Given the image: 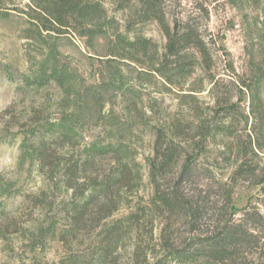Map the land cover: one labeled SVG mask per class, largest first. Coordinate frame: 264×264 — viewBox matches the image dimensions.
<instances>
[{
  "label": "rangeland",
  "instance_id": "374dc122",
  "mask_svg": "<svg viewBox=\"0 0 264 264\" xmlns=\"http://www.w3.org/2000/svg\"><path fill=\"white\" fill-rule=\"evenodd\" d=\"M91 1L99 2L105 16L113 18L119 30L130 38L137 35L149 38L156 45L158 53L155 63L160 61L166 37L156 19L142 18L143 0ZM157 1L170 26L174 18H181L198 28L207 43L210 60L196 64L194 72L185 81L180 80L170 89L156 75L147 81L141 80L138 77L141 64L127 60L129 65L122 68L128 76V85L138 95L137 107H125L133 99V93L126 91L125 95L120 92L114 96L110 91L95 88L96 98L88 101L93 109L88 117L79 122V134L75 139L62 147L59 143L50 144L55 150L54 161H57L60 154H64L65 158L72 155L73 159H77L84 146L92 140L123 143L128 159L140 164L138 187L124 192L120 208L102 223L110 224L141 207L140 238L135 237V230L130 232L109 255L106 264H132L135 240L147 258L153 260L154 255L162 253L164 239L175 247L189 235L206 232L215 220L227 217L225 209L228 207L220 197L212 206L205 202L208 207L194 224V229L189 222L190 216L184 212L170 214L154 206L151 173L158 172L156 169L151 171V160L155 158L157 134L163 147L172 142L181 154L179 161L174 162L165 174L154 177L165 192H170L174 187L182 161L192 158L193 177L184 180L179 187V193L188 207L194 205L195 196L204 199L213 195L208 186L210 175L207 170H213L217 176L225 178L232 170L235 159L245 157L247 163L257 165L259 171L264 173L262 153L250 159L248 151L249 136L257 137L264 149V81L260 89L262 103L259 112L253 114L248 94L240 88L238 81L239 77L245 82L252 81L253 74H258L263 66L264 11L252 5L241 11L212 5L209 18H206L194 11V0ZM33 8L32 0H0V264H67L70 261L96 264L101 227L89 226L80 232L71 230L64 208L72 199V190L65 188L61 167L52 172L49 165L40 169L35 160L19 161L24 132H29V128L35 126L38 120L40 123L57 121L72 110L71 105L62 106L63 92L53 83L39 89L23 87L21 77L29 72L35 61L33 56L38 55L40 50L38 40L25 37V28L29 25L28 18ZM244 12L250 15V22L256 24L249 34L241 21ZM251 16H256L255 21ZM104 29L106 35L96 37L90 46L86 45V37L80 36L72 28L60 37L58 49L64 54L62 58L69 62L77 75L73 90L82 93L84 86L98 84L100 73L106 76L108 70L117 64L108 61L115 27L108 25ZM210 75L219 81L215 94L208 92ZM189 88L197 90L196 99L182 97L181 93L186 91L180 89ZM74 92L71 98H74ZM225 95H230L237 106L225 115L222 112L217 114L213 100ZM98 105H101L100 115L94 110ZM254 116L259 117L255 124ZM199 118H204L208 126L218 120L230 127L232 134L218 135L215 142L206 140L205 147L198 151ZM175 125L182 129L183 134L175 135ZM239 146L241 151H237ZM155 162L158 165L159 160ZM101 164L109 168L112 161L108 156ZM232 200L237 210L235 218L241 216L238 210L248 204L258 205L264 213V191L260 190L259 185L237 179ZM113 257H116L115 263L110 261ZM253 264H258V261Z\"/></svg>",
  "mask_w": 264,
  "mask_h": 264
},
{
  "label": "trees",
  "instance_id": "16d2710c",
  "mask_svg": "<svg viewBox=\"0 0 264 264\" xmlns=\"http://www.w3.org/2000/svg\"><path fill=\"white\" fill-rule=\"evenodd\" d=\"M32 2L35 8L29 14V25L25 28V37L38 40L40 50L38 55L33 56L35 61L30 66L29 72L21 77L23 87L39 89L53 83L63 92L62 106L70 107L71 105L72 110L57 121L46 120L40 123L38 120L35 126L29 128V132H24L20 142L19 161L22 163L25 159L35 160L40 169L44 165H49L52 172L59 166L61 167L65 188L72 190V199L64 208L70 228L80 232L89 226L101 227L102 237L99 240L100 250L96 253V264H106L109 255L130 232L135 230V237L140 238L138 229L142 216L141 207L117 218L110 224L102 225L120 208L123 193L136 190L138 187L141 179L140 164L134 159H128L129 155L123 143L92 140L84 146L77 159H73L72 155L65 158L64 154H60L57 161H54L55 150L50 144L59 143L62 147L64 143H70L75 139L79 134V122L88 117L93 109L88 101L96 98L95 88L110 91L114 96L120 92L125 95L126 91L133 93V99L127 102L125 107L127 109L137 107L138 95L128 85V76L122 68V66L129 65L127 60L141 64L138 70V77L141 80L147 81L156 75L161 78L163 85L170 89L171 85L179 84L180 80L185 81L194 72L196 64L207 63L210 60L207 43L199 34L198 28L189 20L174 18L170 26L157 0H143L142 18L144 20L156 19L166 37L164 51L161 53L160 61L156 64L155 59L158 54L156 45L147 37L137 35L130 38L125 32H121L115 25V20L105 16L104 9L99 2L91 0H32ZM193 2L194 11L205 15L206 18H209L212 5V7L228 6L237 11L252 5L264 11V0H194ZM251 18L255 21L256 16H251ZM72 21L74 24H71ZM241 21L248 30V34L252 26H256L255 23L250 22V15L247 12H244ZM108 25L115 27L114 40L109 46L111 57L108 61H115L117 64L108 70L106 76L100 73L98 84L90 83L84 86L82 93L73 90L76 86L77 75L69 62L62 58L64 54L58 49L60 37L72 28L80 36H85L86 45L90 46L96 37L106 35L104 26ZM253 76L250 82L243 81L241 77L238 80L240 88L248 94L252 114L255 111L259 112L262 103L260 89L264 81V61L259 73ZM208 80L210 82L208 92L214 93L216 89L218 90L219 81L213 75H210ZM180 90L186 91L181 93L182 97L196 99L197 90L195 88ZM73 91H75V96L71 98ZM213 102L217 114L222 112L225 115L237 106V102H232L230 95L217 96ZM100 108L101 105H98L94 109L99 115ZM199 119L197 135L200 136V140L196 141L198 151L205 147L204 141L215 142L218 135L232 134L230 127L218 120L208 126L204 118ZM254 119L255 124L259 117L254 116ZM174 131L175 135L183 134L179 126L175 125ZM159 140L160 136L157 134L155 158L151 160V171L156 169L158 174L162 175L172 167L174 162L179 161L181 154L172 142L163 147ZM238 149L237 151H241V146ZM248 151L250 159L261 156L259 155L261 153L264 156V149L257 137L249 136ZM108 156L112 161L109 168L101 164L102 160ZM227 158L224 157V159ZM62 159L65 160L62 162ZM158 160V165H156L155 161ZM191 160L192 158L182 161L175 185L170 192H165L154 178L158 174L151 173L155 192L154 206L170 214L184 212L185 215L190 216L189 222L194 229V224L208 207L205 202H209L212 206L221 198L228 207L225 209L227 217L215 220L209 230L191 234L175 247L168 244V239H164L162 253L154 255L153 260L147 258L135 240L132 264H253L256 260L258 264H264V213L258 205L248 204L238 210L241 211V216L235 218L234 214L237 210L232 200V191L237 179L259 185L260 190L264 191V173L259 171L257 165L247 163L245 157L235 159L232 170L225 178L217 176L213 170H207L210 175L208 186L213 195L204 199L201 196H195L194 205L190 204L191 206L188 207L179 193V187L184 180L193 177L194 168ZM61 236L65 235L61 234ZM115 258L113 257L110 261L115 263ZM67 264L77 263L70 261Z\"/></svg>",
  "mask_w": 264,
  "mask_h": 264
}]
</instances>
